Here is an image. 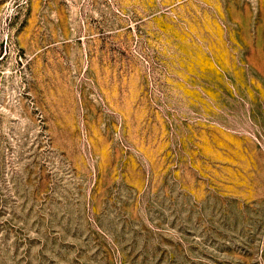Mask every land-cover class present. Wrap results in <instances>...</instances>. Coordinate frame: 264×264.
<instances>
[{"label": "rangeland", "instance_id": "rangeland-1", "mask_svg": "<svg viewBox=\"0 0 264 264\" xmlns=\"http://www.w3.org/2000/svg\"><path fill=\"white\" fill-rule=\"evenodd\" d=\"M0 264H264V0H0Z\"/></svg>", "mask_w": 264, "mask_h": 264}]
</instances>
